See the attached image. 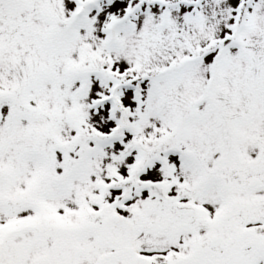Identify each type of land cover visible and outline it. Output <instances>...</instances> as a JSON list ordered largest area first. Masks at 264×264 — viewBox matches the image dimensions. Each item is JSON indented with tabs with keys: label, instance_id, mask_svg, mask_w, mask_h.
<instances>
[{
	"label": "snow or ice",
	"instance_id": "1",
	"mask_svg": "<svg viewBox=\"0 0 264 264\" xmlns=\"http://www.w3.org/2000/svg\"><path fill=\"white\" fill-rule=\"evenodd\" d=\"M0 264H264V0H0Z\"/></svg>",
	"mask_w": 264,
	"mask_h": 264
}]
</instances>
